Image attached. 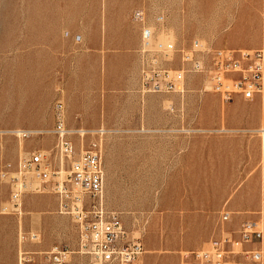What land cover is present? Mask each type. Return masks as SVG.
Here are the masks:
<instances>
[{
  "label": "rangeland",
  "instance_id": "rangeland-1",
  "mask_svg": "<svg viewBox=\"0 0 264 264\" xmlns=\"http://www.w3.org/2000/svg\"><path fill=\"white\" fill-rule=\"evenodd\" d=\"M137 9L153 23L157 14L165 15L178 50L166 63L173 69L183 67L181 50L195 40L218 48L264 49V0H0V116L8 117L7 125H0V204L18 213L6 229L18 241V261L26 251L34 264H50L47 252L54 247L75 250L60 242L65 230L78 229L70 215L59 212L57 195L27 192L14 206L1 175L14 173L19 160L34 151L55 150L58 137L49 131L59 103L70 129L111 130L104 138L105 208L120 215L131 236L141 237L142 256L151 263L175 264L178 257L187 264V240L199 231L208 235L199 250H208L226 238L239 241L241 223L260 216L264 95L239 96L243 103L231 105L204 91L199 74H189L188 81L186 75L182 95L143 93L136 88L134 65L139 58L141 76L140 45L128 55L106 54L107 48L116 49L112 53L120 48L118 34L107 43V30L133 24ZM168 36L158 34L161 41ZM135 39L129 30L126 41ZM68 103L82 105L90 117L72 119ZM23 110L39 118L20 119ZM240 118L255 124L240 126ZM27 121L36 126H23ZM29 128L35 129L30 137L13 134ZM237 203L251 206L242 213L232 207ZM43 207L49 208L44 227L36 214ZM57 213L69 223L58 221ZM199 214L202 221L193 216L187 222V215Z\"/></svg>",
  "mask_w": 264,
  "mask_h": 264
},
{
  "label": "built area",
  "instance_id": "built-area-1",
  "mask_svg": "<svg viewBox=\"0 0 264 264\" xmlns=\"http://www.w3.org/2000/svg\"><path fill=\"white\" fill-rule=\"evenodd\" d=\"M133 19L142 24L143 93L182 95L186 91V75L188 81L189 74H199L205 79L203 90L219 95L226 103L239 96L253 100L264 95L263 48H218L195 40L187 50H181L183 67L173 69L166 63L178 50L168 36L165 15L157 14L153 23L145 10L137 9ZM159 33L168 39L159 40ZM55 118L56 125L49 131L58 137L55 150L34 151L19 160L14 173L1 174L11 187V204L18 206L26 192H51L59 199V212L73 218L79 233L78 249L54 247L47 252L50 264H69L76 252L88 255L90 264H138L145 252L141 237L131 236L120 215L105 208L104 138L111 130L68 128L62 103L56 106ZM19 132L20 137H30L29 130ZM88 138L89 143L85 144ZM65 165L68 170L63 177ZM261 203L260 216L242 222L239 241L226 238L211 249L187 252V260L197 264H264V177ZM223 218L227 220L229 213ZM248 244L255 247L244 248ZM235 245L241 250H235ZM32 255L22 252L18 264H34Z\"/></svg>",
  "mask_w": 264,
  "mask_h": 264
},
{
  "label": "crops",
  "instance_id": "crops-1",
  "mask_svg": "<svg viewBox=\"0 0 264 264\" xmlns=\"http://www.w3.org/2000/svg\"><path fill=\"white\" fill-rule=\"evenodd\" d=\"M133 13H132V17H133ZM134 22H133V24L129 22L125 29H120V31H118V32H114L112 30H107V40H108L107 43L113 41L112 39H113L114 34H118L117 36H118L119 42L117 44L120 47L119 51H117V53H112V51L116 50V49L107 48V53H106L107 56L108 55H120V56L123 55L124 56V55H128L133 49L138 47V45H140V48H141V45H142V24L136 22L135 20H134ZM129 30H134L136 33V39H135L134 43H132V42L129 43L126 41V35L128 34ZM81 41H82V39L79 40V42H81ZM111 45H114V44H111ZM67 49H68V52L71 51L70 48L67 47ZM236 49H247V48H236ZM257 49H260V48H257ZM98 51L100 52V50H97V52ZM139 53H140V50H139ZM137 60H138V63H136V61L134 63L135 68L137 69V74L139 71V77H138L136 88H137V86L140 87V62H139V58H137ZM242 103H243V99L240 97H237L230 104L231 105L232 104L241 105ZM68 106H69V109H68L69 112L68 113L72 119H76V120H79L81 122L82 120L88 119L90 117L89 116L90 112H88L87 109L84 108L82 105H80V106L77 105V107H75V105H73V104L70 105L68 103ZM65 108H67V107H65ZM65 112L67 113L66 109H65ZM108 112H110V110H107V114H108ZM111 112H112V110H111ZM109 115L111 117V113ZM19 118L24 119V120H30V119H38L39 116L37 115L36 112H31L30 110H28V111L23 110L21 112V115H19ZM4 119H8V117L1 115L0 116V125H7L6 121H4ZM66 121H67V115H66ZM27 122H29V121H27ZM27 122H24L23 126H29V127L30 126H36V123H32V122L27 123ZM66 124H67V122H66ZM238 124L240 126H248L249 127L251 125H254L255 123L251 122L249 119L245 120L244 118H240ZM55 125H56V123H55ZM67 127L72 128L68 124H67ZM36 129H38V128H36ZM84 129H86V128H84ZM28 130H35V129L29 128ZM260 195H261V193H260ZM23 196H22V198H23ZM10 198H11V187H10ZM260 198H261V196H260ZM9 201H10V199H9ZM238 203L236 205H232V207L234 206V208H238L239 211H242V213L248 211L247 208L249 206H251V204H249V203H244V204H238ZM2 205L0 204V264H18V251H19L18 241L16 240V238L14 236H11V234L8 233V231H6V229H8V225H10L13 220L19 219L18 213L15 210H12V208L2 207ZM15 209H17V208H15ZM48 212H49V208H45V207L36 211V214L41 216V218H42L41 219L42 227L48 225ZM193 216H199L201 221L203 219V214L187 215V222H191ZM56 217H57L58 221H61L63 223H69V218L67 216H64V215L57 213ZM230 219H231V213L229 212V218L225 221H229ZM241 220H239V222ZM24 221H25V223L30 222V218L28 217V219H26V220L24 219ZM67 231H68L67 237L65 238V236H64L63 238H61L60 242L66 243L71 248H75V250H77L78 246H79V237H78L79 235H78L76 229H74V227L71 226L70 229L65 230V232H67ZM187 231H188V229H187ZM199 233L200 234H196V237H194L193 239L187 240V252L197 251V249L199 250V248H202L204 242L208 239V235L203 234L200 231H199ZM245 246H246L245 248H248V249L255 247V245H250V244L245 245ZM144 248H145V245H144ZM145 252H144V254H145ZM181 260L183 263V258ZM179 262H180V259L177 257L175 259V264H180ZM69 264H90V257L88 255L76 252L74 255H72ZM138 264H153V263L150 262L148 257L142 256L141 260ZM187 264H197V263L191 259H188Z\"/></svg>",
  "mask_w": 264,
  "mask_h": 264
},
{
  "label": "bare ground",
  "instance_id": "bare-ground-1",
  "mask_svg": "<svg viewBox=\"0 0 264 264\" xmlns=\"http://www.w3.org/2000/svg\"><path fill=\"white\" fill-rule=\"evenodd\" d=\"M20 131H21V130H20ZM260 132H261V134L264 135V130H261ZM13 134H16V135L21 136V133H20L19 131H16V132H14ZM32 134H33V132L30 131V136H31ZM66 173H67V171H66V169L63 167V168H62V171H61L62 176L64 177V176L66 175Z\"/></svg>",
  "mask_w": 264,
  "mask_h": 264
}]
</instances>
